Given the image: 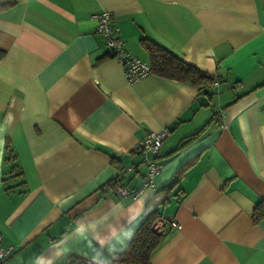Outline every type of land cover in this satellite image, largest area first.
<instances>
[{"label":"crops","instance_id":"obj_1","mask_svg":"<svg viewBox=\"0 0 264 264\" xmlns=\"http://www.w3.org/2000/svg\"><path fill=\"white\" fill-rule=\"evenodd\" d=\"M6 2L0 235L12 253L2 264L109 261L154 207L176 227L150 264H264V217H252L264 202V0ZM102 11L131 55L148 63L147 39L212 83L201 90L151 73L127 82L95 31ZM160 130L162 168L142 187L135 148ZM115 178L142 188L121 196L106 187Z\"/></svg>","mask_w":264,"mask_h":264},{"label":"trees","instance_id":"obj_2","mask_svg":"<svg viewBox=\"0 0 264 264\" xmlns=\"http://www.w3.org/2000/svg\"><path fill=\"white\" fill-rule=\"evenodd\" d=\"M12 2L0 3V13L12 6ZM141 47L147 52L150 72L158 77L177 81L180 83L190 84L203 90L212 83L213 79L206 73L201 72L196 67L184 62L178 56L172 54L169 50L147 40H140ZM4 52L0 51V60L3 58ZM108 56L111 57L110 53ZM201 133V131H199ZM198 135H192L187 138L176 150L181 149L186 143ZM195 158L185 162L175 173L171 179L169 187L176 185L183 172L190 167ZM121 179L115 178L106 184L108 189L117 190ZM162 217L158 208L154 207L148 210L141 220L140 224L130 237L125 249L114 255L109 261L94 260L80 257L77 255H69L70 264H150L151 253L163 240L166 228L162 232H156L153 226L157 219ZM253 221L256 222L264 217V202H259L253 209Z\"/></svg>","mask_w":264,"mask_h":264},{"label":"built area","instance_id":"obj_3","mask_svg":"<svg viewBox=\"0 0 264 264\" xmlns=\"http://www.w3.org/2000/svg\"><path fill=\"white\" fill-rule=\"evenodd\" d=\"M92 18L96 23V33L102 38L111 57L116 58L121 64L127 82H136L151 73L149 63L131 55L124 49L123 41L119 36V29L114 26V18L110 12L102 11L93 14ZM166 136V130L151 131L136 145L135 152H138L141 163L146 166V172L141 176L142 187H154V177L160 173L162 168V164L158 161L159 150ZM140 189L131 191L127 187L121 186L116 190V193L121 196H131L134 198L139 193ZM167 226L174 228L176 227V223L174 220L162 216L157 219L153 229L156 232H162ZM11 253V247H4L1 245L0 235V264H2Z\"/></svg>","mask_w":264,"mask_h":264}]
</instances>
